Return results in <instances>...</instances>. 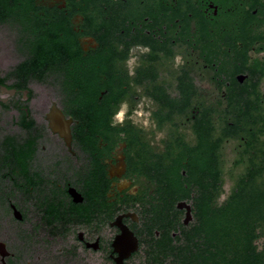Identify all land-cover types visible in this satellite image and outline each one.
Segmentation results:
<instances>
[{
  "label": "flooded vegetation",
  "instance_id": "obj_1",
  "mask_svg": "<svg viewBox=\"0 0 264 264\" xmlns=\"http://www.w3.org/2000/svg\"><path fill=\"white\" fill-rule=\"evenodd\" d=\"M50 19L73 53L47 83L24 82L21 28L0 59V264H199L204 173L222 205L261 160L264 0H50Z\"/></svg>",
  "mask_w": 264,
  "mask_h": 264
},
{
  "label": "trees",
  "instance_id": "obj_2",
  "mask_svg": "<svg viewBox=\"0 0 264 264\" xmlns=\"http://www.w3.org/2000/svg\"><path fill=\"white\" fill-rule=\"evenodd\" d=\"M4 24L14 31L21 28L23 40L30 44L32 58L21 65L25 83H47L46 71L53 59L73 53L72 44L60 35L63 27L51 23L50 0H0V25ZM88 79L72 71L65 78L74 86L90 85ZM257 147L259 163L252 161L238 173L231 167L229 177L235 186L222 205L216 202V184L224 174L216 162L213 171L204 173L215 186L213 202L200 207L199 221L188 234V246L198 248L199 264H264V132Z\"/></svg>",
  "mask_w": 264,
  "mask_h": 264
},
{
  "label": "rangeland",
  "instance_id": "obj_3",
  "mask_svg": "<svg viewBox=\"0 0 264 264\" xmlns=\"http://www.w3.org/2000/svg\"><path fill=\"white\" fill-rule=\"evenodd\" d=\"M14 39L15 32L13 29L6 27L0 28V59L9 53L13 54Z\"/></svg>",
  "mask_w": 264,
  "mask_h": 264
},
{
  "label": "water",
  "instance_id": "obj_4",
  "mask_svg": "<svg viewBox=\"0 0 264 264\" xmlns=\"http://www.w3.org/2000/svg\"><path fill=\"white\" fill-rule=\"evenodd\" d=\"M62 117V114H61V112H59L58 110H54L53 112H52V114L50 115V118H52V119H58V118H61ZM58 125H60V123L59 122H54V126L57 128V126ZM187 223V222H186Z\"/></svg>",
  "mask_w": 264,
  "mask_h": 264
}]
</instances>
